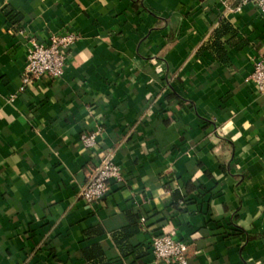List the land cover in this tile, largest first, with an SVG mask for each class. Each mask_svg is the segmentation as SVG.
Returning <instances> with one entry per match:
<instances>
[{
    "label": "crops",
    "instance_id": "obj_1",
    "mask_svg": "<svg viewBox=\"0 0 264 264\" xmlns=\"http://www.w3.org/2000/svg\"><path fill=\"white\" fill-rule=\"evenodd\" d=\"M239 3L0 0V264H166L160 235L264 264V14ZM65 33V75L23 90L32 41ZM108 153L122 179L86 203Z\"/></svg>",
    "mask_w": 264,
    "mask_h": 264
},
{
    "label": "built area",
    "instance_id": "obj_2",
    "mask_svg": "<svg viewBox=\"0 0 264 264\" xmlns=\"http://www.w3.org/2000/svg\"><path fill=\"white\" fill-rule=\"evenodd\" d=\"M241 10L248 3H254L264 14V0H238ZM74 33L53 35L45 43L32 41L28 50L27 64L23 77L24 87L33 84L42 77L52 80L61 79L66 72L71 48L77 43ZM252 81L260 94L264 95V58L255 64ZM96 133L83 134L82 144L92 148L97 144ZM121 168L115 163L112 154H103L99 166L80 189L79 196L86 203H95L107 196L113 181H121ZM153 253L157 263L188 264L186 254L189 246L186 242L170 235L156 236L152 241Z\"/></svg>",
    "mask_w": 264,
    "mask_h": 264
}]
</instances>
